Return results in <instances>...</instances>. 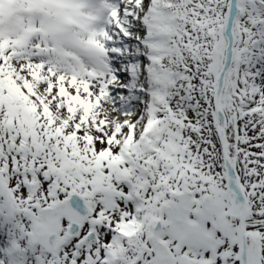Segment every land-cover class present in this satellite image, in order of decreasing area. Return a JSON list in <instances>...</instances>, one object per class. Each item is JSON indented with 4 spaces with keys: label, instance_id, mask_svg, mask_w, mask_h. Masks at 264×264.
<instances>
[{
    "label": "snow or ice",
    "instance_id": "6c2138e0",
    "mask_svg": "<svg viewBox=\"0 0 264 264\" xmlns=\"http://www.w3.org/2000/svg\"><path fill=\"white\" fill-rule=\"evenodd\" d=\"M0 264H264V0H0Z\"/></svg>",
    "mask_w": 264,
    "mask_h": 264
}]
</instances>
